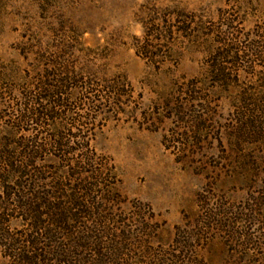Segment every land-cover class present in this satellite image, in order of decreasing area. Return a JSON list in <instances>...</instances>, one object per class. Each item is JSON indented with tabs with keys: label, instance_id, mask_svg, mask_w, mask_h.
<instances>
[{
	"label": "rangeland",
	"instance_id": "obj_1",
	"mask_svg": "<svg viewBox=\"0 0 264 264\" xmlns=\"http://www.w3.org/2000/svg\"><path fill=\"white\" fill-rule=\"evenodd\" d=\"M259 119L264 0H0V264H264Z\"/></svg>",
	"mask_w": 264,
	"mask_h": 264
},
{
	"label": "trees",
	"instance_id": "obj_2",
	"mask_svg": "<svg viewBox=\"0 0 264 264\" xmlns=\"http://www.w3.org/2000/svg\"><path fill=\"white\" fill-rule=\"evenodd\" d=\"M180 23V22H179ZM184 31V30H183ZM71 79H69V83L71 82H73L74 80H71ZM62 82H65V81H63L62 80ZM62 82H61V85H62ZM67 83V82H66ZM112 87V86H111ZM111 87H109L110 88V90H111ZM61 88H64V89H66V88H68V85L67 86H62ZM109 88H108V90H109ZM55 92V91H54ZM57 93H60V94H62V92H56V93H53V94H51V95H47L48 97H49V99H50V101H51V99H53V102L55 103V104H58V106H64V107H66L65 106V102H63V100L61 101V99L60 100H57V96H58V94ZM62 103V104H61ZM68 103V102H67ZM53 111H47L46 113H41L43 116H45V117H51V118H54V116H56L54 113H52ZM252 123H260L261 125H264V121L262 122L261 121V119H259V120H254V121H251ZM64 145L59 141V143H58V148L59 147H63ZM34 154H38V152H34ZM34 156V155H33ZM34 158H35V156H34ZM19 173L20 174H22V171H19ZM92 189V188H91ZM90 189V190H91ZM62 191V190H61ZM63 198H64V196H63ZM67 199H68V197H67ZM79 200H80V198L78 197V194H74L72 197H70L69 198V203H70V206H72V208L73 209H79L80 207H83V205H82V203H80L79 202ZM20 203H21V209H23L27 214H31V213H33V216H32V214L30 215V218H31V220L32 219H34V220H38L37 222L35 221V224H34V231L33 232H38V231H40V230H42V228H43V224L41 223V221L39 220V218L40 217H44L45 215L46 216H48V217H50V221L49 222H51V227H55V228H59L60 230L61 229H63V230H66V231H68V232H70V230L66 227V222H68L69 220H70V215L72 216V214H70V210H66L65 211V213H61V206H55V205H49L48 204V209L50 210V212H49V214L48 213H43V214H41V216L40 215H38V210L36 209V207H34V206H31V204H29V203H26V202H24V201H19ZM68 211V212H67ZM38 215L37 217H35L34 215ZM40 214V213H39ZM65 216V217H64ZM74 216H76V217H80V215L79 214H77V215H74ZM73 218V217H72ZM71 218V219H72ZM78 219V218H77ZM36 230V231H35ZM55 231V230H54ZM46 235H50V236H47V237H49V240H50V242H53V238L52 237H54L53 236V231L52 230H50L49 231V233H47ZM39 239H36V240H34V241H31L30 243L32 244L31 245V249H33L34 250V252H37V246H38V241ZM29 242V241H28ZM79 248H86V246H82V245H78L77 246V249H79ZM40 250V249H39ZM42 251V250H41ZM95 252H97V251H95ZM65 253H70L71 255H69V254H65ZM17 255V256H16ZM16 255H14L17 259H19V264H37V261H38V258H39V260H40V258H44L43 259V261H44V264H47V260L45 259V256H42V255H40V256H37V257H32V258H27V257H22V255H20V254H16ZM73 257H74V254H73V252H71L70 250H62L61 251V264H70L71 262H73L72 260H71V258L73 259ZM100 261H101V259H100ZM40 262H41V260H40ZM48 262H49V260H48ZM102 264V262H98L97 264ZM38 264H41V263H38Z\"/></svg>",
	"mask_w": 264,
	"mask_h": 264
}]
</instances>
